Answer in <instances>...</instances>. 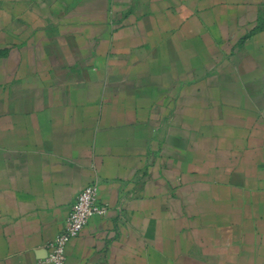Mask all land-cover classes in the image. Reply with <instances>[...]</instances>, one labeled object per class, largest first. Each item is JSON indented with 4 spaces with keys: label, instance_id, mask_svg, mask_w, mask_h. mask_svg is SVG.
<instances>
[{
    "label": "crops",
    "instance_id": "crops-1",
    "mask_svg": "<svg viewBox=\"0 0 264 264\" xmlns=\"http://www.w3.org/2000/svg\"><path fill=\"white\" fill-rule=\"evenodd\" d=\"M264 264V0H0V264Z\"/></svg>",
    "mask_w": 264,
    "mask_h": 264
},
{
    "label": "built area",
    "instance_id": "built-area-1",
    "mask_svg": "<svg viewBox=\"0 0 264 264\" xmlns=\"http://www.w3.org/2000/svg\"><path fill=\"white\" fill-rule=\"evenodd\" d=\"M108 207L100 202L95 185L83 189L76 197L64 229L47 245L48 255L45 263L65 264L66 250L71 239L78 237L88 225L91 218L103 217Z\"/></svg>",
    "mask_w": 264,
    "mask_h": 264
}]
</instances>
